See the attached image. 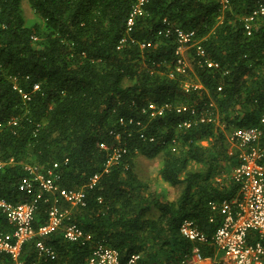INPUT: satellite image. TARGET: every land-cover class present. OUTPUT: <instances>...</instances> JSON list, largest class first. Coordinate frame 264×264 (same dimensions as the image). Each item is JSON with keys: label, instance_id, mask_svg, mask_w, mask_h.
I'll return each instance as SVG.
<instances>
[{"label": "trees", "instance_id": "1", "mask_svg": "<svg viewBox=\"0 0 264 264\" xmlns=\"http://www.w3.org/2000/svg\"><path fill=\"white\" fill-rule=\"evenodd\" d=\"M133 2L0 0V199L30 201L33 194L19 189L28 167L46 172L58 163L61 185L85 196L64 225L78 223L93 244L103 241L123 259L141 252L146 263H168L194 244L182 236V221L193 219L212 233L222 221L213 203L240 191L228 131L264 129V16L250 35L245 27L264 0H148L146 14L127 34ZM24 3L35 13L32 24ZM164 19L195 31L217 66L200 60L194 46L188 72L171 77L178 42L158 35ZM144 42L151 46L143 48ZM187 81L200 86L187 91ZM150 103L170 107L151 116ZM183 105L196 113H178ZM185 121L190 125L180 126ZM116 150L121 157L106 170ZM139 156L161 159L162 179L180 187L176 199L149 191L136 172ZM50 206L40 201L36 224L47 219ZM11 230L0 207V232ZM63 237L60 229L50 238L57 259L48 264H85L90 243ZM202 248L205 255L216 252L212 245ZM31 249L25 244V261L35 259ZM11 262L9 254L0 256V264Z\"/></svg>", "mask_w": 264, "mask_h": 264}, {"label": "built area", "instance_id": "2", "mask_svg": "<svg viewBox=\"0 0 264 264\" xmlns=\"http://www.w3.org/2000/svg\"><path fill=\"white\" fill-rule=\"evenodd\" d=\"M148 0H134L127 19V34H130L137 20L146 14ZM264 16V4H257L245 18V27L248 35L251 34L255 22ZM165 27L158 31L159 36H175L178 42L176 55V68L171 73L185 74L190 68L187 58L189 48L196 46L197 55L209 67L217 66L206 58V50L196 41L195 31H186L180 26L164 19ZM123 38L121 45L125 42ZM143 48L151 46L150 42L142 43ZM120 47V46H119ZM200 85L190 81L185 83L187 91ZM38 88V85L35 86ZM27 97V94L24 95ZM169 104L157 105L150 103L148 110L151 116H162ZM176 111L183 113L194 109L189 106H178ZM204 121V119H202ZM264 123V115L261 118ZM122 123L124 119L121 120ZM132 122V120H130ZM189 126L183 122L180 126ZM231 148H235L239 163L234 168L233 177L240 183V191L232 200H225L221 205L213 203V209H218L222 215L220 225L212 232L206 233L199 229L193 219H184L180 225L182 236L194 244L176 261L168 263L144 262L141 252H134L123 259L120 251L103 241L94 242L91 234H86L84 229L75 222L64 223L71 218L72 206L85 205V196L82 190L68 189L61 185L60 175L55 168L44 172L36 166H29L30 174L19 183V189L28 195L33 194L30 201L13 204L0 199V207L7 214L12 226L11 231L0 232V256L7 253L11 256V264H48L57 259V250L49 242L50 238L60 229L63 231L65 241L72 243H90V254L85 264H264V129L258 126L235 128L230 132ZM121 152L116 150L108 159L105 168L118 161ZM99 174L92 179L90 186L96 184ZM41 200L50 202L47 219L36 224L39 203ZM67 202L71 207H65ZM25 244L32 245L35 259H23ZM203 245H212L216 252L214 255H205ZM222 258L219 259V254Z\"/></svg>", "mask_w": 264, "mask_h": 264}, {"label": "rangeland", "instance_id": "3", "mask_svg": "<svg viewBox=\"0 0 264 264\" xmlns=\"http://www.w3.org/2000/svg\"><path fill=\"white\" fill-rule=\"evenodd\" d=\"M24 10L29 24H32V22L36 19L35 13L27 3H24ZM186 54L190 64L191 61L189 59V53L187 52ZM190 82L193 83V81ZM231 131L232 130L228 131V134H230ZM203 144L207 145L208 140L204 141ZM136 164V172L138 176L148 184L150 192L156 191L158 194H162L172 200L179 196L180 187L171 186L162 179L160 175V169L162 166L160 158L148 159L144 156H139ZM221 258L222 253L219 254V259Z\"/></svg>", "mask_w": 264, "mask_h": 264}, {"label": "crops", "instance_id": "4", "mask_svg": "<svg viewBox=\"0 0 264 264\" xmlns=\"http://www.w3.org/2000/svg\"><path fill=\"white\" fill-rule=\"evenodd\" d=\"M217 264H223V263H221V262L219 261V263H217Z\"/></svg>", "mask_w": 264, "mask_h": 264}]
</instances>
